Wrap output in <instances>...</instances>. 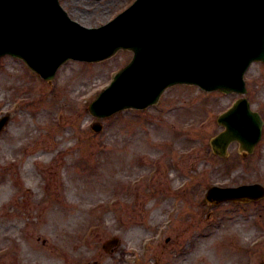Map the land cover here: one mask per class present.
Listing matches in <instances>:
<instances>
[{
  "label": "rangeland",
  "instance_id": "rangeland-1",
  "mask_svg": "<svg viewBox=\"0 0 264 264\" xmlns=\"http://www.w3.org/2000/svg\"><path fill=\"white\" fill-rule=\"evenodd\" d=\"M133 1L60 0L86 27L107 24ZM132 56L69 60L51 82L19 58L0 57V118L8 119L0 264H264V197L205 199L212 185L264 184V126L253 154L243 157L234 143L227 158L216 155L217 117L239 95L197 85L171 86L146 109L95 117V93ZM246 80L264 119V63H253Z\"/></svg>",
  "mask_w": 264,
  "mask_h": 264
},
{
  "label": "water",
  "instance_id": "water-1",
  "mask_svg": "<svg viewBox=\"0 0 264 264\" xmlns=\"http://www.w3.org/2000/svg\"><path fill=\"white\" fill-rule=\"evenodd\" d=\"M120 48L132 49L133 60L95 101L94 113L102 114L98 105L109 111L147 106L178 81L245 93L247 68L264 60V0H138L100 28L72 20L59 0H0V55L23 58L49 80L68 59L97 61ZM143 97L142 105L132 101ZM220 123L226 131L212 144L221 155L234 140L252 151L261 137L263 121L245 98ZM242 190H256L255 198L264 195V188L254 185L212 188L209 197L220 192V201L238 198L230 193Z\"/></svg>",
  "mask_w": 264,
  "mask_h": 264
}]
</instances>
